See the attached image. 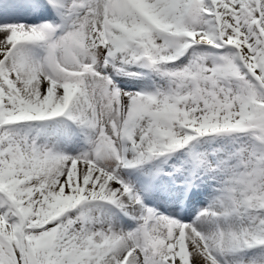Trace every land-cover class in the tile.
Masks as SVG:
<instances>
[{
  "label": "snow or ice",
  "instance_id": "obj_1",
  "mask_svg": "<svg viewBox=\"0 0 264 264\" xmlns=\"http://www.w3.org/2000/svg\"><path fill=\"white\" fill-rule=\"evenodd\" d=\"M0 264H264V0H0Z\"/></svg>",
  "mask_w": 264,
  "mask_h": 264
}]
</instances>
